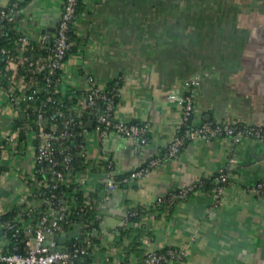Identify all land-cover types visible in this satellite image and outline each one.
Listing matches in <instances>:
<instances>
[{
  "label": "crops",
  "instance_id": "1",
  "mask_svg": "<svg viewBox=\"0 0 264 264\" xmlns=\"http://www.w3.org/2000/svg\"><path fill=\"white\" fill-rule=\"evenodd\" d=\"M10 2L0 0V7ZM64 4L26 1L18 28L29 44L52 38ZM80 9L56 92L85 108L92 85L107 90L117 81L115 119L150 125L149 140L142 144L114 132L101 135L89 120L88 159L111 160L115 173L125 175L163 155L182 131L180 106L169 94L184 93L193 77L200 80L194 93L195 123L264 126V0H82ZM13 85L17 94L24 93L22 84ZM4 86L0 216L23 196L30 203L32 191L22 179L35 176L38 168L36 134L30 131L21 138L17 120L26 113L11 103V95L17 94ZM9 135L13 142L6 141ZM222 168L231 183L221 193L201 188L146 214L140 223L142 248L147 254L167 248L184 252L181 264H264V199L255 189L264 184V142L234 144L228 138L188 142L177 157L146 177L112 192L105 188L97 204L99 233L94 235L100 245L91 264H138L135 256L124 261L122 248L129 238L114 245L130 212L155 209L159 197L214 178ZM90 182L87 190L97 191L98 176L93 174Z\"/></svg>",
  "mask_w": 264,
  "mask_h": 264
},
{
  "label": "built area",
  "instance_id": "2",
  "mask_svg": "<svg viewBox=\"0 0 264 264\" xmlns=\"http://www.w3.org/2000/svg\"><path fill=\"white\" fill-rule=\"evenodd\" d=\"M25 0H14L8 10L2 9L0 16L9 21L15 19L14 12L20 3ZM78 0H65L64 9L57 24L52 41L48 46L49 58L47 60V66L50 69V77L47 78L48 83H58L61 80V72L64 63L68 57L71 49V43L69 42L68 31L70 25L75 20V10ZM6 7V6H5ZM23 45L29 44L26 37L21 38ZM8 54L9 52H5ZM10 56V54H9ZM60 71V72H59ZM12 91L15 92L14 85L7 82ZM200 86V80L198 77L189 79L184 93L172 92L169 94V100L180 106L182 115V131L181 133L171 141L167 151L163 155L151 157L143 166L132 171L123 178L120 182L121 185L128 184L132 181L142 179L146 177L154 168L161 164L177 157L184 145L191 141L197 140H211L216 138H228L234 144H239L244 139H253L259 142H264V126L248 125L239 122H224V123H211V122H194L195 113V90ZM17 94V92H15ZM37 90H34L30 94H17L11 95V103L17 107V109L23 111L21 104L23 102L35 101ZM119 97V92L116 86H113L109 90L101 89L96 85H92L90 91L85 97V108H100V101L104 103V111L95 117L94 129L101 135H106L109 132H114L120 136L137 139L140 143L146 144L149 140L150 125L141 123H125L115 119L114 110L116 108V99ZM52 101V97L48 98V102ZM55 103V102H53ZM62 116V113H60ZM43 123V120L41 121ZM73 125V120L65 118L62 122L63 130L59 136H55L53 133L45 131L43 125L39 128L36 138L38 140L37 146V162L44 165H49L53 171V177L55 183L51 185V190L58 188L59 183L67 180L71 182L72 178L68 174L72 171L73 155L69 152L58 150L55 146V139H68L71 145L75 146V141L72 140L80 135L70 130V126ZM87 129L83 131L84 138L81 139L77 146L81 149L80 155L88 158L86 153V141L85 133ZM14 135L6 137L8 143L13 142ZM6 142V144H7ZM71 146H67L70 149ZM4 146H0V154L4 150ZM61 156V160L58 159ZM234 161V160H232ZM105 166L101 167L97 172L88 171L77 174L75 182H79L82 189L86 191L87 184L91 183L90 179L93 174L98 176L99 183H103L108 191H114L119 187V184L114 178V163L109 160L105 162ZM68 175V176H67ZM23 182L26 187L33 191L38 185L41 184L36 176L23 177ZM215 180L219 184L216 191L221 193L228 185H230V176L227 172V168H222L215 177ZM205 182L193 184L188 187H182L177 191H174L166 197H159L157 199V205L164 206L168 204H174L177 201H181L194 191L203 188ZM263 183H259L255 188L256 191L262 194L264 199ZM57 202V209H54L50 213H44L38 220L37 228L32 231L28 228L25 233L24 240V253L14 252L6 253L5 248L9 244V239L2 235L0 236V264H78V261L88 254H93L98 248L92 233L88 232L86 226L83 223H79L75 220L72 223L71 228H66L63 223L67 221V209L69 206L66 204L63 206V198L58 194H52L50 197L51 202ZM21 204L28 203L27 196H23L20 200ZM139 215L138 209H134L129 214L130 223L131 217H137ZM21 219L17 216L15 219L7 221L5 224H0V232L5 228L14 232V236L21 233ZM62 232H73V236L70 239L71 250H53L54 243L47 245L46 241L48 235L54 233L60 234ZM94 234V233H93ZM94 249V250H93ZM17 251V247H15ZM185 259V253L176 251L173 248L167 249L166 253L159 254L158 252H150L148 254L146 264H165L172 262L173 264H181Z\"/></svg>",
  "mask_w": 264,
  "mask_h": 264
},
{
  "label": "trees",
  "instance_id": "3",
  "mask_svg": "<svg viewBox=\"0 0 264 264\" xmlns=\"http://www.w3.org/2000/svg\"><path fill=\"white\" fill-rule=\"evenodd\" d=\"M11 2L6 7H0L8 10L11 6ZM20 3L15 9L13 21L4 19L0 16V86H4L7 82L12 84L20 83L25 94H30L34 90L38 91L35 101L23 102L24 113H26L25 119L17 120V127L20 130L21 138H26L27 133L33 131L38 133L39 128L43 125L45 131L53 133L55 136H59L63 130L62 122L65 118L73 120V125L70 126V130L76 132L78 137L72 139L75 141V146L71 145L72 141L68 139H55L54 143L58 150L69 152L73 155V162L71 164L72 171L69 177L72 178L71 182L67 180L59 183V186L55 190H51V185L55 183L53 177V171L49 165L38 163L37 172L35 176L38 181L41 182L30 194L29 202L24 204H16L13 208L0 216V224H5L7 221L15 219L17 216L22 220L21 233L14 236V232L8 229H3L0 232V236L5 235L9 239V244L6 246V253L22 252L24 253V240L27 238L25 231L30 228L34 231L38 226V220L44 213H50L54 209H57V202L50 201L52 194L60 195L63 200L61 201L63 206L66 204L68 207L67 215L68 219L63 225L66 228H71L72 223L77 220L79 223H83L86 226L88 232L92 233L96 246L100 245V240L94 236V231L98 228V207L97 204L101 201V192L106 191L103 183L99 184L97 191H86L82 189L79 182H75L77 174L88 171L97 172L101 167L105 166V162L92 161L88 158L80 155V148L77 144L84 138L83 131L87 129L86 124L89 120L95 121L96 115L104 111V103L100 101V108H82L77 104L75 99H62L56 92L57 83L47 81L50 77V69L47 66V60L50 56L48 46L50 41H45L42 44H26L23 45L21 38L24 37L21 30L18 28L19 19L21 16V10L25 3ZM82 0H78L75 10V20L70 25L68 31L69 42L74 40L73 24L76 21ZM5 52H9L6 54ZM10 54V56H9ZM11 64H16V68L10 67ZM60 72V71H59ZM117 81L107 89L109 90L113 86H116ZM7 86V85H6ZM5 87V86H4ZM9 88V86H7ZM6 87V88H7ZM52 97V101L48 102V98ZM119 98L116 99V104ZM55 102V103H53ZM62 113V116H60ZM43 120V123L41 122ZM37 146H38V140ZM67 146H71L67 149ZM61 160V156H58ZM4 168L0 167V173ZM67 175V176H68ZM129 175H118L114 173L116 182L121 186V181L124 177ZM219 184L214 178H211L204 183V191L218 188ZM166 206H156L155 209L147 210L139 208V215L137 217H131L130 223L126 226L122 233V237L117 240L114 245L119 247L125 238L130 239L129 245L123 247L124 261L128 262L131 256H135L138 260V264H146L148 254L142 248V236L143 226L140 225L141 219L149 212H154L158 208H165ZM17 247V251H15ZM168 249V248H167ZM167 249L157 251L159 254L166 253ZM94 250V249H93ZM94 254H88L83 256L78 264H91L93 262Z\"/></svg>",
  "mask_w": 264,
  "mask_h": 264
},
{
  "label": "water",
  "instance_id": "4",
  "mask_svg": "<svg viewBox=\"0 0 264 264\" xmlns=\"http://www.w3.org/2000/svg\"><path fill=\"white\" fill-rule=\"evenodd\" d=\"M51 33L49 32L47 35L49 36ZM50 41V39H49ZM25 116V115H24ZM93 122L90 123L92 126ZM99 231H95L94 235L98 234ZM73 232H62L60 234L54 233L52 235H48V239L46 241L47 245L55 244L53 250H71L70 239L73 236Z\"/></svg>",
  "mask_w": 264,
  "mask_h": 264
}]
</instances>
